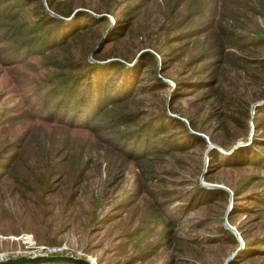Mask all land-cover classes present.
I'll list each match as a JSON object with an SVG mask.
<instances>
[{
    "label": "rangeland",
    "instance_id": "374dc122",
    "mask_svg": "<svg viewBox=\"0 0 264 264\" xmlns=\"http://www.w3.org/2000/svg\"><path fill=\"white\" fill-rule=\"evenodd\" d=\"M196 1L207 13L209 5ZM241 1L235 20H223L242 29L240 48L224 44L219 57L211 51L205 55L214 57L196 62L202 57H191L206 45L205 35L195 42L165 41L164 31L177 32L168 25L178 16L165 18L163 0H141L128 26L114 34L112 12L118 14L127 0H51L57 10L51 16L59 19L46 28L52 35L77 24L75 11L109 21L78 22V33L66 35L54 54L116 60L123 72L135 67L140 84L147 85L103 118L136 111L139 124L164 110L203 142L190 140L182 148L177 141L180 146L170 150L141 155L130 148L140 142L112 147L108 131L43 122L37 103L25 104L19 83L45 84L50 70L35 57L36 73L30 70L37 66L0 64V105L14 112L0 114V156L13 159L11 168L0 171V261L60 246L53 255L72 254L91 264H264V113L254 109L264 105V39L249 34L264 38V13L249 9L257 1L264 7V0ZM65 12L70 15L59 14ZM156 48L161 53L153 62L140 63V54ZM187 75L205 82L195 89L175 84ZM168 132L166 140L183 138L180 130Z\"/></svg>",
    "mask_w": 264,
    "mask_h": 264
},
{
    "label": "trees",
    "instance_id": "16d2710c",
    "mask_svg": "<svg viewBox=\"0 0 264 264\" xmlns=\"http://www.w3.org/2000/svg\"><path fill=\"white\" fill-rule=\"evenodd\" d=\"M131 1L127 0L128 4L118 14L112 12L115 22L113 34L121 33L124 27L128 26L130 18L135 17L137 10L134 11V8L141 4V0L134 3ZM44 3L45 5L42 0H0V43H4L3 51H0V64L9 68L18 66L25 70L37 66L30 70L31 73L38 71V64L50 70V73L47 74L48 77L45 78L47 80L45 84L32 85L26 79L19 83L27 93L23 98L25 104L32 108V104L37 103V106L41 108L37 112L39 120L73 130H88L92 134L108 131L110 134L107 137L110 141L112 140L110 144L112 147L128 148L132 142H140L141 146L131 145L130 148L139 151L141 155L147 154V150L162 153V151L170 150L180 144L183 148L190 140L197 143L203 142L201 137L188 133L183 121L176 116L168 115L164 110L155 114L149 121L139 124L135 123L139 118V116H135L136 111H118L114 115L103 118L109 107H114L122 100H127L137 90L144 89L147 85L140 84L135 67L131 68L129 72H123L122 69L125 67L119 61L110 60L100 63L98 58L92 57L91 62H88L86 59L75 58L73 54L61 58L54 54L52 52L54 48L66 44L63 41L66 35L74 36L78 33L82 27L78 25V22L95 21L108 24L109 21L102 16L92 17L85 11H75L73 15L75 20H78L77 24L73 23L74 25H70L61 33L52 35L46 28L55 24L54 20L59 21L52 17L57 13V10H53L51 0H46ZM202 4L205 7H207L206 4L209 5L207 13H204L203 7L196 0H163L164 11L162 14L165 18H171L173 13L178 16L176 21L168 25L170 30L175 29L177 32L170 36L171 32L164 31L165 41L168 39L167 37H177L173 41H178V39L182 41L184 38H188L195 42L198 37L205 35L206 45L191 57V59L202 57L196 62L214 57L212 54L205 55L211 51H217L214 55L219 57L221 52L218 51L223 49L224 44L240 48L237 43L239 36H242L243 33L241 28L230 24L227 26L223 22L226 18L235 20L234 17L238 15L240 5L243 6L241 0H203ZM249 9L258 14L264 13L263 5L258 1L256 4L249 5ZM59 14L67 17L70 12ZM121 15L128 17L127 23H125L126 18L119 17ZM249 34L253 35L251 40L262 41L264 39L258 31ZM159 53L161 52L157 48L153 50V53L143 52L138 56V60L140 63L153 62ZM34 57L38 58V64L32 62ZM12 81L17 82L15 78ZM23 81L25 82L23 83ZM204 82V79L199 78L198 75L196 77L187 75L176 80L175 84L177 86L183 84L184 87L195 89L196 86L202 85ZM10 107L8 104L0 105V114L7 117L14 115L13 111H8ZM259 107L254 109L258 114L264 113V105H261L263 109ZM27 112V108L22 111L24 115ZM186 120L190 128L194 129L191 121L187 118ZM171 129L180 130L183 138L181 137V140L171 138L166 140L165 138L170 136L168 133L174 131L168 132ZM177 141H180V144ZM0 158V171L12 167L13 159L9 160L7 156H0ZM76 165L79 166L77 163ZM74 171L78 175V167ZM51 173L50 170L45 175V181H49ZM148 192L153 194V191ZM159 196L163 199L167 197L161 194Z\"/></svg>",
    "mask_w": 264,
    "mask_h": 264
},
{
    "label": "water",
    "instance_id": "95a60500",
    "mask_svg": "<svg viewBox=\"0 0 264 264\" xmlns=\"http://www.w3.org/2000/svg\"><path fill=\"white\" fill-rule=\"evenodd\" d=\"M43 4L45 5L44 1H43ZM208 186L218 187L217 185H208ZM225 226L226 228L233 230L227 224ZM40 262L66 263V264H91V262L87 260L86 258L73 256V255H52V256H45V255L40 256L39 255V256H33V257H20V258H15V259L11 258V259L1 260L0 264H35V263H40Z\"/></svg>",
    "mask_w": 264,
    "mask_h": 264
},
{
    "label": "built area",
    "instance_id": "2783aa9c",
    "mask_svg": "<svg viewBox=\"0 0 264 264\" xmlns=\"http://www.w3.org/2000/svg\"><path fill=\"white\" fill-rule=\"evenodd\" d=\"M59 247L60 246H58V247H51L52 249H50V250H48V249H44V250H41L40 248H38V251H34L35 253H40V254H42V255H53L54 253H56L57 251H60L59 250ZM35 253H32V254H35ZM69 255H72V254H69ZM73 256H75V255H73ZM79 257V256H78Z\"/></svg>",
    "mask_w": 264,
    "mask_h": 264
}]
</instances>
